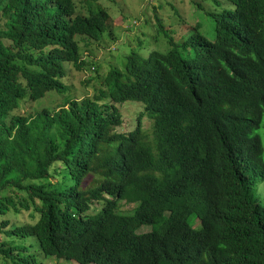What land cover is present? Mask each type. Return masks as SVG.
<instances>
[{"label": "trees", "instance_id": "trees-1", "mask_svg": "<svg viewBox=\"0 0 264 264\" xmlns=\"http://www.w3.org/2000/svg\"><path fill=\"white\" fill-rule=\"evenodd\" d=\"M99 1L0 0V215L33 219L1 221L0 263L43 264L17 243L35 238L79 264H264V0H226L214 39L157 21L168 49L139 44L91 97L17 113L65 97L81 42L111 35ZM127 102L144 108L120 133Z\"/></svg>", "mask_w": 264, "mask_h": 264}, {"label": "rangeland", "instance_id": "rangeland-1", "mask_svg": "<svg viewBox=\"0 0 264 264\" xmlns=\"http://www.w3.org/2000/svg\"><path fill=\"white\" fill-rule=\"evenodd\" d=\"M215 1H218L220 5H215ZM91 7L94 11L103 9L108 12L111 17L109 26L111 35L105 34L99 42L91 41L88 46L81 42V55L86 66L82 71L71 66L70 73L66 77L69 89L65 97L52 92L40 102L21 103L17 113L34 114L45 108L58 109L67 97L77 100L85 96L91 97L95 86H99L101 77H105L112 66L120 67V56L127 54L129 49L138 48L139 44L143 43V48L139 50L143 56L148 55L150 49H168L167 42L161 37L157 21L173 32L175 42H180L181 39L187 38L194 32L193 26L197 23L202 24L201 32L214 39L215 23L209 14L232 8L226 0H101ZM77 9L80 15H86L87 11L84 10L85 6L81 1L77 3ZM181 34H183L182 38L178 39ZM88 79L89 82H86ZM119 107L123 114L124 124L118 131L128 133L137 127V117L144 105L127 102ZM142 124L148 134V139L151 140V122L143 119ZM260 134L263 137V131ZM254 193L264 205V181H258ZM130 208L125 206L123 211L129 212ZM3 219H10L13 226L33 222L31 211L25 210H22L20 214L11 211L5 216L0 215V223ZM148 231L150 228L147 227L141 230V232ZM17 243L27 246L30 253L34 254L43 264H79L75 260L64 257L43 255L39 251V244L35 238L21 239Z\"/></svg>", "mask_w": 264, "mask_h": 264}]
</instances>
